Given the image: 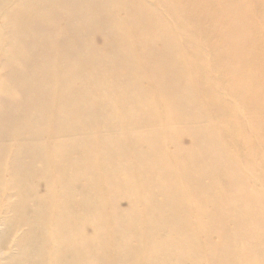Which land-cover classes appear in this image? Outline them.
I'll return each mask as SVG.
<instances>
[{"label": "bare ground", "instance_id": "obj_1", "mask_svg": "<svg viewBox=\"0 0 264 264\" xmlns=\"http://www.w3.org/2000/svg\"><path fill=\"white\" fill-rule=\"evenodd\" d=\"M0 4L4 210L18 209L25 193L57 206L58 223L69 227L51 232L53 245L77 255L86 248L88 264H264V181L258 189L251 180L264 169V156L252 158L264 153V39L247 24L252 14L264 18V0ZM224 7L221 25L241 26L247 44L236 43L235 52L206 38L212 75L190 23L205 9L210 24ZM80 149L87 161L72 159ZM81 179L87 194L77 197ZM6 217L0 253L16 264L24 238H7Z\"/></svg>", "mask_w": 264, "mask_h": 264}, {"label": "rangeland", "instance_id": "obj_2", "mask_svg": "<svg viewBox=\"0 0 264 264\" xmlns=\"http://www.w3.org/2000/svg\"><path fill=\"white\" fill-rule=\"evenodd\" d=\"M128 1V0H127ZM129 1H131V0H129ZM161 1V0H160ZM204 1V3L205 2H209V1H212V0H203ZM114 1H112V3H113ZM216 1H213V3H215ZM111 3V2H110ZM111 3V5H113ZM161 3V2H160ZM185 3V1H183V4ZM106 5H108V6H110L111 7V5L109 4V2L108 3H106ZM214 7H215V9L217 10V8L219 7V5H217V4H214L213 5ZM223 6V5H222ZM222 6H220V7H222ZM226 7V6H225ZM224 7V9H223V13L222 14H220V16H217L215 19H212V21H211V23L210 24H208V23H206V20L203 18V16H204V14H205V9H203L202 11V15L203 16H200L199 17V20H193V21H191V25H190V27H191V29L193 30V34H192V36H193V39L195 40V42L197 41V46H199L200 45V47L202 48V50H203V53L202 54H200V57H199V60L204 64V66H205V68H206V71L207 72H210L212 75H216V73H217V70H216V68H214L213 66H212V63H211V60H210V58H209V55H210V53H212L211 51H210V49L209 48H207V43L208 42H210V41H207V39H209V40H211V45H212V48H216L218 45L220 46V44L221 43H223L224 42V44L226 45V47H228V48H230L229 50H232V49H234L233 48V45H235L236 43H238V44H244V43H246L247 44V36H245V30H241L240 29V27L241 26H237V25H233V27H228L227 26V24H222L221 25V23H222V21H223V19H224V17H227L228 18V10H230V8L228 7V8H225ZM3 7H2V5L0 4V9H2ZM239 8V10L241 11V13L243 12V11H245L247 8L244 6V5H241V6H239L238 7ZM186 10V9H185ZM4 11V10H3ZM110 12L109 13H112V11L111 10H109ZM231 17H233V18H231ZM258 17H260V18H258ZM230 19L231 20H233L234 19V16L233 15H231L230 16ZM247 21H250L249 23H247V24H250V25H255L256 27H259L260 28V31L263 33L262 34V38L264 39V18L263 17H261L258 13H256V14H252V15H250V17H248V19H247ZM5 22V20H3V19H0V28H1V25H3V24H5L4 23ZM232 23V22H231ZM196 24L197 25H199V26H201L202 28H205V29H207V30H209V31H219L220 33H222V36H223V39H224V41H222V42H217L216 41V37H211L210 38V36H209V34L207 35V37H204V36H202V35H199V34H197L196 33V28L197 27H195L196 26ZM207 26V27H206ZM223 28V29H222ZM3 35H4V37H3ZM241 35H243V37L241 36ZM0 37H1V40L3 39L4 40V38H5V34H0ZM3 37V38H2ZM207 38V39H206ZM242 38H244V39H242ZM246 40V41H245ZM242 41V42H241ZM255 41H253L252 40V44H254L255 45V43H254ZM251 44V45H252ZM254 45H252V46H254ZM222 46V45H221ZM236 50H239L238 49V47H236L235 49H234V51L235 52H238V51H236ZM241 50V49H240ZM254 51H255V47H254V49L252 50V52H251V54H253L254 53ZM239 120H241L240 118H239ZM74 136H75V134H74ZM1 144H2V142H0ZM12 151V150H11ZM5 153H6V156H7V154H8V151L6 152L5 151ZM81 154L83 155V156H81ZM11 155H13V154H11ZM71 155H72V159L74 160L75 159V161L76 162H80V161H87L88 160V158L89 157H87L85 154H84V152H82V150L80 149V150H77V151H72L71 152ZM76 155V156H75ZM8 156H9V154H8ZM261 156H264V153H262V155L260 154V155H258V156H256V155H252V158L254 157V161H256V162H260L261 160H262V158H264V157H262V158H260ZM23 157H24V155H23ZM22 157V158H23ZM81 157V158H80ZM257 157V158H256ZM259 157V158H258ZM13 157L11 156H9V159H10V161H11V159H12ZM256 158V159H255ZM8 159V160H9ZM24 161L30 166L31 165V161H33V159H30L29 158V156H26L25 158H24ZM29 161V162H28ZM37 163H39V164H41V162L40 161H38ZM259 167L260 168H262L260 165H259ZM262 172V173H261ZM261 174L262 175H264V169H258L255 173L253 172L252 173V176L253 177H251V180H253L252 182H253V185L255 186V187H257L258 189H261L262 188V183H263V181H264V176H261ZM260 175V176H259ZM254 177H256V178H254ZM258 177V178H257ZM262 179H263V181H262ZM82 180V181H81ZM80 181H78L77 182V188H74L73 190V192H78V189H80L81 191H79V194L77 195V197H82L83 195H85L86 196V194H87V190L85 189L84 190V192H83V189L82 188H84V186H86V185H88L87 183H86V181H84L85 179H81ZM261 181V183L259 184V182ZM82 182H84V183H82ZM81 185H80V184ZM224 183H226V182H224ZM223 183V184H224ZM264 184V183H263ZM227 185L229 186V183L227 182L226 184H225V186L227 187ZM76 190V191H75ZM1 193V192H0ZM80 194H82L81 196H79ZM23 196H25V199H22V204H21V206L18 208V209H13L12 207H10L9 209H7L6 210V208H5V210H6V213H5V210L3 209V207H4V205L5 206H7L6 205V200H4V199H6L5 198V196L4 197H2L1 199H3V201H1V199H0V205L3 203V205L2 206H0V208H2L1 210H0V220L1 219H8L6 216H9L10 218H9V221H8V223L10 224L9 225V228H12V229H9L6 233H7V238L8 239H10V237L11 236H13V239H14V242L15 241H17V239H20L21 238V236H23V238H24V241H28L27 243L26 242H24L23 241V245L21 244L22 243V241H19V243H17V247H15V249L16 250H14V255L16 254V256H17V259H16V257H15V260L17 261V263L16 264H24V261H25V264H45L44 262H47V264H58V263H60V264H81L82 262V264H88V262H89V260H88V262H87V252H86V248H82L81 249V251H80V253L77 255V253L76 252H74V249L72 248H70V249H67V247L65 248L64 247V249H63V247H62V249L63 250H58V248L59 247H57V246H55V245H53V242H52V238H53V234L51 233V232H54L55 233V231H57V229H56V227L58 228V225H59V227L61 226V224L63 223V226H64V222H67L65 225H68V221L66 220V218H65V220L66 221H63L61 224H59L58 223V221H57V219H58V214H59V212H60V209L59 208H57V206H55V208H50V206L49 207H47L45 204H44V202L43 201H40L39 199H37L38 197H35L34 195H28V194H23ZM30 196V197H29ZM11 199V203H12V201L14 202L15 200H16V198H14V197H12V198H10ZM10 199H9V201H10ZM36 201V202H35ZM5 203V204H4ZM9 205V204H8ZM23 205V206H22ZM26 205V206H25ZM31 205V206H30ZM42 205V206H41ZM29 206V207H28ZM39 206H40V208H39ZM28 207V208H27ZM21 208V209H20ZM35 208V209H34ZM57 209H59V212H58V210ZM11 210V211H10ZM53 211V213H52V211ZM8 211V212H7ZM10 212V213H9ZM58 212V213H57ZM30 213V214H29ZM55 213H57V214H55ZM16 216L17 218H15L14 216ZM29 214V215H28ZM36 214V215H35ZM47 215H49L51 218V220H50V223H49V218H47V217H49V216H47ZM52 215V216H51ZM57 215V216H56ZM53 216L55 217V218H53ZM12 218V219H11ZM24 219V220H23ZM55 219V220H54ZM48 221V222H47ZM54 221V222H53ZM56 221H57V223H56ZM15 222V223H14ZM26 222V223H25ZM36 222V223H35ZM14 223V224H13ZM18 223V224H17ZM53 224H55V225H53ZM23 225V226H22ZM36 225V226H35ZM47 225V226H46ZM50 225V227H48ZM40 226H41V228L42 229H40ZM43 226V227H42ZM2 227V225H0V228ZM8 227V226H7ZM13 227H14V229H13ZM46 227V229H44ZM47 227L49 228V229H47ZM53 227V228H52ZM69 227V226H68ZM68 227L67 226H64L63 228L65 229V231L66 232H68L67 231V229H68ZM71 228V227H70ZM2 229H3V227H2ZM26 229V230H25ZM30 229V230H29ZM33 229V230H32ZM44 229V230H43ZM51 229V230H50ZM24 230H25V233H24ZM0 231H1V229H0ZM42 231H44L45 233H47L48 234V237L47 236H45V235H47V234H43L42 233ZM50 231V232H49ZM72 231V228H71V230H70V232ZM11 232V233H10ZM29 232H31V234L29 233ZM32 232H35L34 234H32ZM22 233H24L23 235H22ZM36 233H37V235H36ZM10 234V235H9ZM43 234V235H42ZM19 236V237H18ZM41 236H43V237H41ZM28 237V238H27ZM38 237H39V239H40V241H39V239H38ZM44 237L46 238V239H44ZM52 237V238H51ZM216 238V237H215ZM27 239V240H26ZM29 239V240H28ZM43 239H44V242H43ZM37 241V242H36ZM46 241V242H45ZM43 242V243H42ZM29 244V245H26V244ZM34 243V244H33ZM42 243V244H41ZM24 244L27 246V247H30V248H24ZM36 244V245H35ZM71 244V243H70ZM22 245V246H21ZM35 245V246H34ZM43 245H44V247H45V250H46V254H47V256H46V254H44L45 252V250L42 248L43 247ZM46 245V246H45ZM49 245V246H48ZM25 246V247H26ZM52 246H53V248H52ZM36 247V248H35ZM49 247H51V248H48ZM78 246L76 245V248H77ZM24 248V249H23ZM109 248V247H108ZM18 249H22L23 250V252H20V250H19V252H20V254H19V252H18ZM26 249H28V251H30V252H28ZM53 249V250H52ZM55 249V250H54ZM67 249V250H66ZM57 250L59 251L58 253H59V255H60V253H61V255H60V257L59 258H57ZM16 251H17V253H16ZM41 251H42V254H41ZM63 251V252H62ZM29 254H28V253ZM44 252V253H43ZM69 252V253H68ZM26 253V254H25ZM32 255H31V254ZM49 253V254H48ZM51 253H52V256H51ZM64 253V254H63ZM82 253V254H81ZM97 253V252H96ZM29 256H28V255ZM36 254H39V257H38V255H36ZM41 254V255H40ZM72 254H73V256H72ZM0 264H8V261H9V263L10 264H12L13 263V261H14V259H13V257L12 258H10L9 256H11L10 254H7V256H5V254H1L0 253ZM35 255V256H34ZM44 255V256H43ZM66 257H65V256ZM6 258H5V257ZM18 256L20 257V258H18ZM23 256V257H22ZM28 256V257H27ZM34 256V257H33ZM49 256V257H48ZM63 256L65 257V258H63ZM76 256H79L80 258H82V260L81 261H77L76 260ZM91 256H92V258H94V256H93V254H91ZM4 258V260H3V258ZM8 257V258H7ZM24 257H26V259L24 258ZM29 257H32V259L31 258H29ZM36 257H37V259H36ZM40 257H41V259H40ZM46 259H48V260H46ZM68 257V258H67ZM24 260H23V259ZM39 258V259H38ZM44 258V260H42ZM6 259V260H5ZM19 259V260H18ZM22 259V261H20ZM28 259V260H27ZM53 259V260H52ZM55 259V260H54ZM60 261H59V260ZM64 259V260H63ZM27 260V261H26ZM37 260H41L42 262H36ZM4 261V262H3ZM7 261V262H6ZM31 261V262H30ZM44 261V262H43ZM93 262H90L89 264H102L103 262H101L100 260H95V259H93L92 260ZM21 262V263H20ZM28 262V263H27ZM107 263V262H106ZM14 264V263H13ZM104 264V263H103Z\"/></svg>", "mask_w": 264, "mask_h": 264}]
</instances>
